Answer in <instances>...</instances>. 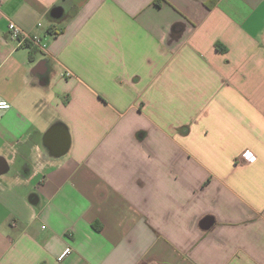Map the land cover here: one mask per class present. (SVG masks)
Segmentation results:
<instances>
[{
    "label": "crops",
    "instance_id": "crops-1",
    "mask_svg": "<svg viewBox=\"0 0 264 264\" xmlns=\"http://www.w3.org/2000/svg\"><path fill=\"white\" fill-rule=\"evenodd\" d=\"M210 1L0 0V264H264V0Z\"/></svg>",
    "mask_w": 264,
    "mask_h": 264
},
{
    "label": "built area",
    "instance_id": "built-area-1",
    "mask_svg": "<svg viewBox=\"0 0 264 264\" xmlns=\"http://www.w3.org/2000/svg\"><path fill=\"white\" fill-rule=\"evenodd\" d=\"M8 31L10 37L16 41L18 44H28L30 46L38 48L40 51L45 52L46 44L42 42L38 35H32L20 27L16 26L14 23L9 22ZM10 109V104L4 101H0V111H5ZM255 157L252 154H247L243 156V161L251 163L253 162ZM71 253V249L67 247L64 251L59 255L58 261H63L69 254Z\"/></svg>",
    "mask_w": 264,
    "mask_h": 264
},
{
    "label": "water",
    "instance_id": "water-1",
    "mask_svg": "<svg viewBox=\"0 0 264 264\" xmlns=\"http://www.w3.org/2000/svg\"><path fill=\"white\" fill-rule=\"evenodd\" d=\"M60 15H59V9H54L52 12H51V17H53L54 19L58 18Z\"/></svg>",
    "mask_w": 264,
    "mask_h": 264
},
{
    "label": "trees",
    "instance_id": "trees-1",
    "mask_svg": "<svg viewBox=\"0 0 264 264\" xmlns=\"http://www.w3.org/2000/svg\"><path fill=\"white\" fill-rule=\"evenodd\" d=\"M218 0H211L209 3H208V7L215 4Z\"/></svg>",
    "mask_w": 264,
    "mask_h": 264
}]
</instances>
